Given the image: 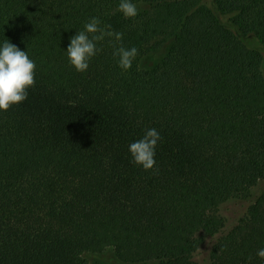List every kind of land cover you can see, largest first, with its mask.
<instances>
[{
  "label": "trees",
  "instance_id": "16d2710c",
  "mask_svg": "<svg viewBox=\"0 0 264 264\" xmlns=\"http://www.w3.org/2000/svg\"><path fill=\"white\" fill-rule=\"evenodd\" d=\"M0 0L5 39L36 65L27 99L0 111V264H264V0ZM92 18L106 37L85 72L66 55ZM110 26V27H109ZM135 47L131 69L114 52ZM163 52L152 65L144 61ZM139 67V70H138ZM156 129L155 165L129 145Z\"/></svg>",
  "mask_w": 264,
  "mask_h": 264
},
{
  "label": "clouds",
  "instance_id": "9594fccd",
  "mask_svg": "<svg viewBox=\"0 0 264 264\" xmlns=\"http://www.w3.org/2000/svg\"><path fill=\"white\" fill-rule=\"evenodd\" d=\"M118 10L125 18H134L137 15V8L131 0H121ZM99 25L98 18H92L84 25V30L70 38L66 55L71 66L78 72L88 70L90 60L99 51L98 42L106 37H114L116 41L122 39V33L102 29ZM114 55L119 58V67L127 71L131 69L138 50L135 47L127 49L121 46L115 50ZM35 72L36 65L27 52L5 39L0 46V111L7 112L27 99L28 90L35 84ZM159 140V133L153 128L147 130L142 139L131 143L129 151L133 162L146 171L153 169ZM257 255L264 259V249L258 250Z\"/></svg>",
  "mask_w": 264,
  "mask_h": 264
},
{
  "label": "rangeland",
  "instance_id": "374dc122",
  "mask_svg": "<svg viewBox=\"0 0 264 264\" xmlns=\"http://www.w3.org/2000/svg\"><path fill=\"white\" fill-rule=\"evenodd\" d=\"M209 3V0H204ZM163 52L149 56L145 61L144 65H152L161 59ZM264 191V180H261L257 185H255L251 190V196L249 199L244 200H230L224 203L220 208V214L225 218L227 225L231 226L234 224L237 216H241L247 204L254 200L260 193ZM248 202V203H247ZM213 239L207 237L202 246L199 248L195 255V260L199 264H209L210 263V252L213 244ZM84 258L88 261V264H124L117 257L114 248L109 247L102 252L93 253L88 252L84 255Z\"/></svg>",
  "mask_w": 264,
  "mask_h": 264
}]
</instances>
